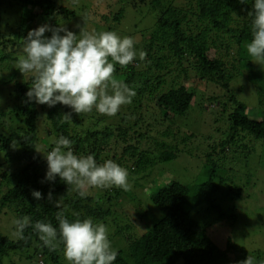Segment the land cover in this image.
I'll return each mask as SVG.
<instances>
[{"label": "trees", "instance_id": "16d2710c", "mask_svg": "<svg viewBox=\"0 0 264 264\" xmlns=\"http://www.w3.org/2000/svg\"><path fill=\"white\" fill-rule=\"evenodd\" d=\"M146 4L152 8L153 18L142 31L143 42L136 43L138 49L146 52V58L134 60L126 67L116 64L113 73L117 80L131 88L135 79L141 83L128 113L123 115L124 119L129 117L127 127L133 129L130 130L133 133H128L125 126L118 128L126 131L118 140L126 145L123 153L128 155L118 160L116 154L110 157V151L105 157L99 154L101 144L113 134L106 131H111V127L103 130L92 127L83 133V127L90 128L91 123L80 121L67 106L57 104L50 108L28 102L26 92L32 86V74L23 75L16 68L28 31L45 24L53 28L74 27L77 13L64 5L63 0H0V47L7 49L10 45L12 48L0 52V105L9 107L8 111H0V213L4 211L16 218L26 215L31 223L51 222L57 228L58 213L69 220L90 217L107 226L116 222L109 239L124 236L126 249L117 250L114 264H175L179 260L183 264H233L240 247L229 239L226 248L220 250L203 223L211 215L221 221L238 220L232 201L245 200L248 197L245 188L251 182L239 181L235 176L239 172L236 168L226 170L229 176L220 175V165L231 155L240 159L251 155L253 141L264 145V67L252 61L246 50V44L252 39L249 12L254 11V0L245 3L240 0H131L135 9ZM125 13L126 5L112 20L107 18L106 31H117L112 26L119 24ZM45 35L50 37L51 33ZM187 65L191 69H187ZM173 66L180 72L178 78L184 77L182 83L174 85L175 81L169 83L165 78L173 72ZM124 72L129 74L126 80H123ZM205 80L221 89L219 95L210 94L208 100L223 113H228L226 137L204 152L209 169L206 181L194 189L172 181L151 196L153 205L162 215L151 206L144 208L139 201L123 211L128 225L120 223V214L114 212L115 199H120L125 191H133L132 187L124 190L114 186L110 191L104 190L107 191L104 194L105 187H94L101 191L102 197L86 193L81 198L75 186L67 185L58 176L54 183L41 182L47 171L45 155L61 135L73 141L77 154H93L98 163L118 160L117 163L128 170V180L133 172L144 171L147 177L159 164L175 159L183 146L195 138L196 134L183 136L177 127H181L182 117L195 106L190 81L198 84ZM237 82L241 83L238 90L248 84L255 87L258 98L255 115L249 113L250 109L237 94L234 86ZM150 105L157 107L151 118L152 125L163 128L159 131L161 138H153L150 129L143 130L142 112L140 119L136 118L140 109ZM67 113H71L72 121L61 123L60 119ZM135 136L138 141L133 144ZM150 138H153V145L143 149L141 145ZM247 138H250L248 143H244ZM259 157V168L263 171L264 156ZM231 174L236 177L233 183L229 178ZM262 178L254 179L253 185ZM3 187L6 189L1 190ZM33 190L41 191L43 198L34 199ZM49 191L53 193L52 201L48 200ZM61 198L63 202L58 209L55 201ZM225 201L229 202L230 210L222 208ZM199 206L200 210L194 215ZM24 235L26 238L19 240L0 233V264H21L18 260L28 259L23 254L28 250L37 254L38 264H41L40 259L45 260L42 264H63V244L59 239L55 242V250H50L31 226L25 229ZM252 253L259 258L257 252ZM252 253H245L241 261Z\"/></svg>", "mask_w": 264, "mask_h": 264}, {"label": "clouds", "instance_id": "9594fccd", "mask_svg": "<svg viewBox=\"0 0 264 264\" xmlns=\"http://www.w3.org/2000/svg\"><path fill=\"white\" fill-rule=\"evenodd\" d=\"M240 2L245 3L246 0ZM249 16L252 39L246 44V50L252 61L264 67V0H254V11L249 12ZM46 32L51 36H46ZM136 43L131 36H121L110 30L87 31L84 26L79 35L47 24L28 31L23 39V55L16 63V68L23 75L31 73L33 77L32 86L26 92L28 102L50 108L62 104L78 114L91 112L94 108L100 114L116 115L122 105L132 102L136 92L113 76L115 65L126 67L134 60H145L146 52L138 49ZM109 87L111 93L107 91ZM68 121H72L71 113L60 119L61 123ZM45 158L47 171L41 182L54 183L58 176L67 185L75 186L81 198L92 187L129 188L125 167L111 159L98 163L93 154H77L73 141L63 135L54 141ZM32 197L40 200L43 195L41 191L33 190ZM48 200H53L51 191ZM62 202V198L55 201L58 209ZM56 219L58 228L51 222L31 223L26 215L14 218L12 235L24 240L25 229L31 226L50 250H55L57 239L62 242L68 264H114L118 251L112 247L104 223L90 217L69 220L59 213ZM238 264L257 262L248 256Z\"/></svg>", "mask_w": 264, "mask_h": 264}, {"label": "rangeland", "instance_id": "374dc122", "mask_svg": "<svg viewBox=\"0 0 264 264\" xmlns=\"http://www.w3.org/2000/svg\"><path fill=\"white\" fill-rule=\"evenodd\" d=\"M63 2L64 5L67 4L71 8V10H74L77 13V19H73L74 27L67 28L68 26H65V28H67L68 30L73 31L74 33H78L76 35H79L80 29L83 26L87 31H106L107 28L105 26V20L107 18L112 20L114 14L120 11L123 6L126 5V13L123 20L119 24H108L113 25L112 27L117 30L115 32H117L119 35L134 37L135 40L138 41L137 43L141 44L144 40L142 31H144L149 26L150 19L153 18L151 10L152 8L148 4L140 5L137 9H135L131 5V0H63ZM77 25H79L80 27H77ZM75 28L77 29L75 30ZM7 47V49H4V47L1 46L0 52L4 53L6 51H9L11 46L8 45ZM172 69L173 72L171 74L164 73V75L168 74L167 76H165L167 81L169 83L175 81L174 85L182 83V78L184 77L181 76L178 78L180 73L179 70L176 69L175 66H173ZM187 69H191V66L187 65ZM122 74H125V78H123V80H126L129 74L127 72H124ZM113 76L115 77L116 74H113ZM209 84L211 86H209ZM240 84L241 83L239 82L234 84L237 89V94L250 109L251 112L249 113L255 115V111H257L258 109V98L256 93L257 91L255 90V87L251 86L250 84H248L242 90H238ZM133 85L134 86L132 88L135 90V92H137L138 87H141V83H138V79H135L133 81ZM189 89L191 92L195 93V106L194 108L189 110L186 116L182 117L184 118L181 121L182 125L181 127L177 128H180L179 133H181L183 136L196 134L195 138L191 139L187 145L183 146L184 149L180 151L175 159L166 163L159 164L157 167L148 172L149 175L147 177L144 176V171L138 173L133 172L132 175L130 174L129 177H131V179L129 178L130 181L128 180V183L129 187H132L133 191H125L124 194L121 193L122 196L120 199H115L116 209L114 212L120 214V223H126L128 221L125 219L126 212L123 213V211H126L125 209L129 207L131 208L132 205L135 206L136 203H139V201H141L140 205H142L144 208H148L149 206H151L155 210H157L160 215H162L159 209H157L153 205V202L151 200V196L160 187L168 185L172 181H178L184 185L190 186L191 189H194L195 186L206 181L209 178V169L206 166V155L204 152L206 150H209L211 146H215L218 142L220 143L226 137L225 129H227L228 124V113H223L220 107H217L215 103H211V101L208 100L210 94L219 95V93L221 92V89L219 87L217 88V86L213 85V83H209L208 80H205L200 81L198 84H194L192 81H190ZM107 91L111 93V88L109 87ZM129 104L122 105L120 110L118 111L119 114L117 113L114 116L100 114L94 108L91 112L88 113H76L80 121H89L91 123L90 128L85 126L83 127V133L87 132L92 127L98 128L99 130H103L106 127L112 128L111 131L106 130L108 131V134L113 132L111 138H107L105 142L101 144V150H99V154L104 157L105 155H110L108 153L109 151L111 153L110 157L116 154L118 156V160H123L128 156L123 153V149L126 145L123 144V141L118 140L120 139V134L126 131H120L118 128L120 127V125L125 127L128 126L129 117L127 116V118L124 119L123 115H126L128 113ZM143 105H146V103L144 102ZM212 105H214V107H212ZM67 107L71 109L69 106ZM156 108L154 107V105H150V107L145 106L143 109H140L135 115L136 118L140 119V113L142 112L143 118L141 119L144 120L142 124L143 130L145 129L144 131H146L147 129H150L149 134H151L153 138H161V136L159 135V131H162L161 129L163 128L160 126L152 125L153 118H151V116L153 115V113H155ZM229 109H231V107ZM8 110L9 107L0 105V111ZM148 125H151L152 127H148ZM125 130H127L128 133H133V131L130 132V130L133 129H130L129 127H127ZM136 136L133 138V141L131 143H137L138 140ZM42 137L44 138L45 135H42ZM153 138H150V141L149 139L145 140L141 147H143V149H147L150 145H153L151 144ZM249 139L250 138L245 139L244 143H248ZM169 141L173 140L169 139ZM174 143L178 142L175 141ZM180 147H182V145H180ZM195 147H198V149ZM251 147L253 150V153L251 154L252 151L251 149H249L251 155L247 157L244 156L243 159L238 158L236 155H231L227 158L225 163L223 162L220 165L221 168L219 169L220 175L229 176V172L226 170L236 168L237 171L240 172H238L237 175L235 173V176H237L239 181L243 183L245 181L251 182L245 188L248 197H246V199L243 201H232V208L239 215L238 220L236 222L221 221L217 220L214 215H211L207 216L203 223L208 234L215 242V244L220 248V250L226 248L229 239H232L237 243V245L240 247V250L235 255V264L243 259L245 253L250 254L252 252H257L258 254L259 258H257L255 253L254 256L253 253L251 254L257 263L264 261V170L262 171V168H259V156H264V145L262 143L259 144L258 142L253 141ZM218 150L221 151L220 148ZM113 161L117 162L115 159H113ZM262 162L264 163V158H262ZM131 166L134 168L133 163L131 164ZM235 176L231 174V177H229L231 178V183H233V181L236 179ZM259 176H263V178L258 182H254L253 185L254 179H258ZM215 179L216 177L213 180ZM113 188L114 186L105 187V189L103 188L102 193L104 194ZM3 189L5 190L6 188L3 187L1 190ZM106 189L107 191H104ZM87 193L93 195L96 194L97 197H102L101 191L94 187L87 189ZM108 198H110V196ZM222 206L223 209L230 210L228 208L229 202H223ZM198 208L195 209L193 213L194 215H196L195 213L200 210L201 206H199ZM199 215L200 213L198 214V216ZM14 218L16 217L4 214V211L0 213V233L7 235L10 238L17 239L12 235V232L14 230L12 220ZM126 224L128 225V223ZM116 225L117 223L113 221L111 226L106 225L108 228V234L114 230ZM113 237L114 236H112V238ZM111 243L112 247L116 250L126 249L124 236H115L111 240ZM23 254L27 255L28 259L18 260V263H39L38 256L33 251H24ZM31 256H33L32 259L29 258ZM61 258L63 260V264H68V261H66L64 256H61ZM42 262L45 263V260L40 259L41 264ZM175 264H183V261L179 260Z\"/></svg>", "mask_w": 264, "mask_h": 264}]
</instances>
